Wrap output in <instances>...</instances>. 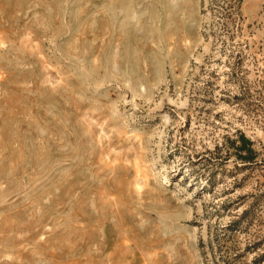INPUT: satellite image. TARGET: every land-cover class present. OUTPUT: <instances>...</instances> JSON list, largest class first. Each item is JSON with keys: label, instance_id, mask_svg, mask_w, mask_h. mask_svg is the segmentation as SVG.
<instances>
[{"label": "rangeland", "instance_id": "1", "mask_svg": "<svg viewBox=\"0 0 264 264\" xmlns=\"http://www.w3.org/2000/svg\"><path fill=\"white\" fill-rule=\"evenodd\" d=\"M0 264H264V0H0Z\"/></svg>", "mask_w": 264, "mask_h": 264}, {"label": "trees", "instance_id": "2", "mask_svg": "<svg viewBox=\"0 0 264 264\" xmlns=\"http://www.w3.org/2000/svg\"><path fill=\"white\" fill-rule=\"evenodd\" d=\"M245 143H246V140L244 139ZM250 151V150H249Z\"/></svg>", "mask_w": 264, "mask_h": 264}]
</instances>
